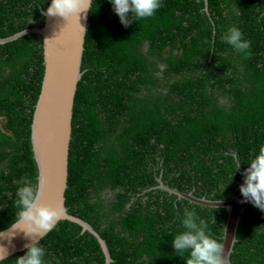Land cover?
Masks as SVG:
<instances>
[{"label": "trees", "instance_id": "trees-1", "mask_svg": "<svg viewBox=\"0 0 264 264\" xmlns=\"http://www.w3.org/2000/svg\"><path fill=\"white\" fill-rule=\"evenodd\" d=\"M50 0H0V39L45 25ZM125 28L109 0H93L75 98L66 206L90 223L111 264H185L172 248L194 210L224 243L228 210L191 203L240 194L264 145V0H162ZM237 26L245 58L222 40ZM45 76L43 37L0 45V232L13 223L21 179L39 183L32 124ZM237 164L240 168L237 171ZM40 245L45 264H106L97 237L60 221ZM26 251L0 264H15ZM231 264H264V212L241 218Z\"/></svg>", "mask_w": 264, "mask_h": 264}, {"label": "water", "instance_id": "water-1", "mask_svg": "<svg viewBox=\"0 0 264 264\" xmlns=\"http://www.w3.org/2000/svg\"><path fill=\"white\" fill-rule=\"evenodd\" d=\"M88 19L89 13L87 19H84L82 14L80 23L86 28V32ZM86 32L80 29L75 20L67 23L62 18L46 17L43 28L27 30L11 38L0 39V44L16 40L29 33L43 36L45 76L32 125V142L39 167V183L42 185L44 193L42 202L53 206H63L66 214L61 221L75 222L81 225L84 231L94 234L105 253L106 264H111L113 259L106 241L89 223L70 215L66 208L65 195L69 182V157L75 98L83 76L82 62ZM165 189L175 193L179 198H185L201 206L229 210L224 243L225 256L228 264H231L230 257L237 242V232L242 215L252 204L250 202L242 203L244 198L241 194L230 201H212L197 198L193 194H186L169 187H165ZM28 243L31 241L19 230L11 233L8 228L0 232V247L7 250V258L26 251L25 245ZM5 259H0V262Z\"/></svg>", "mask_w": 264, "mask_h": 264}, {"label": "clouds", "instance_id": "clouds-1", "mask_svg": "<svg viewBox=\"0 0 264 264\" xmlns=\"http://www.w3.org/2000/svg\"><path fill=\"white\" fill-rule=\"evenodd\" d=\"M109 3L112 4L114 13L119 17L120 23L125 28L140 20L155 16L157 11L163 7L162 0H109ZM49 5L50 6H48L41 15L51 18H62L67 23L75 20L80 29L86 32V28L81 25L80 20L82 14L83 18L87 19V14L92 12V0H51V4ZM43 27L44 26H39L35 28ZM222 40L238 53L242 54L245 58H251L252 52L250 41L244 38L243 32L237 26L234 25L229 28L227 33L222 37ZM248 164L250 166L242 173L244 181L239 189L240 194L244 198L241 202H250L254 207L264 212V145L260 146L258 153L250 159ZM239 168L240 164H237V171ZM159 182V188L163 190H166L165 187L172 188L165 185L161 180H159ZM172 189L180 191L177 188ZM170 193L176 195L175 193ZM186 194L194 195V193ZM43 195V187L40 183H33L26 177L21 179V186L17 189L15 200V206L19 211L16 213L14 221L9 227V232L14 233L16 230H19L20 232H23L24 236L29 239L31 243L25 245V254L17 257L15 259V264H45L44 257L46 255V250L40 245V242L45 238L44 236L46 234L55 230L66 214V210L63 206H53L43 203ZM194 196L197 197L196 195ZM202 198L207 199L206 197ZM181 225L183 231L173 237L172 248L174 249L175 254L182 258L184 253H188V258L185 260V264H228L225 256V243H219L215 238H212L207 232V224L194 210H185L181 219ZM7 255V250L0 247V259L7 258Z\"/></svg>", "mask_w": 264, "mask_h": 264}]
</instances>
